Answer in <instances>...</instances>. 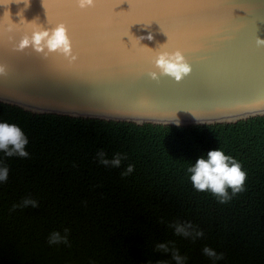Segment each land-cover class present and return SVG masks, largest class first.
Returning a JSON list of instances; mask_svg holds the SVG:
<instances>
[{
  "label": "trees",
  "instance_id": "16d2710c",
  "mask_svg": "<svg viewBox=\"0 0 264 264\" xmlns=\"http://www.w3.org/2000/svg\"><path fill=\"white\" fill-rule=\"evenodd\" d=\"M26 136V157L0 150V264H264V116L189 126L42 114L0 101V123ZM11 147V146H10ZM238 162L247 179L224 201L199 192L189 168L210 151ZM120 154V167L104 166ZM129 165L132 173L124 176ZM39 207L25 208V199ZM15 205H21L14 210ZM191 223L199 239L169 225ZM68 244H49L53 232ZM207 246L223 259L205 256Z\"/></svg>",
  "mask_w": 264,
  "mask_h": 264
},
{
  "label": "water",
  "instance_id": "95a60500",
  "mask_svg": "<svg viewBox=\"0 0 264 264\" xmlns=\"http://www.w3.org/2000/svg\"><path fill=\"white\" fill-rule=\"evenodd\" d=\"M61 23L75 60L18 50L25 35ZM257 38L264 39V0H95L87 9L76 0H0V101L140 125L264 116V46ZM176 50L191 73L179 83L153 80L157 53Z\"/></svg>",
  "mask_w": 264,
  "mask_h": 264
},
{
  "label": "clouds",
  "instance_id": "9594fccd",
  "mask_svg": "<svg viewBox=\"0 0 264 264\" xmlns=\"http://www.w3.org/2000/svg\"><path fill=\"white\" fill-rule=\"evenodd\" d=\"M77 5L81 9H87L95 5V0H76ZM11 30V29H9ZM144 39V38H141ZM148 40L153 37L148 35ZM257 45L264 46V39L257 38ZM164 46V45H162ZM161 46V47H162ZM31 47L33 51L41 54L60 53L70 60H75L73 55L72 43L68 35L67 27L64 24H58L54 28L35 30L31 36L25 35L18 44V50L23 51ZM155 68L158 71L149 73L153 80H158L160 76H167L173 78L177 83L182 82L183 79L192 71L191 66L186 61L185 55L182 51L176 50L160 51L157 53L154 60ZM4 72V68L0 66V73ZM28 140L23 131L14 124L6 122L0 123V150H5L8 157L19 155L26 157L28 153L25 148ZM11 146V147H10ZM100 163L104 166L120 167L123 157L116 154L113 159L104 158L105 153H98ZM134 167L129 165L122 175L126 176L132 173ZM191 173L190 180L193 187L199 192L210 191L212 194L224 201L227 196V189L231 188L233 192L242 190L247 176L242 170L241 165L233 158L226 156L221 150L210 151L207 154V159L200 158L195 165L188 170ZM9 169L7 167L0 168V181H5L8 178ZM22 206L27 208L29 206L39 207V202L33 199H25ZM21 205H15L14 210ZM174 230L176 236H183L185 238L199 239L203 237L202 231H197L191 223H176L169 225ZM68 230L65 229V235L60 232H53L49 236V244L55 245L59 243L68 244ZM174 242L156 244L157 251L165 253L171 252L176 264H185L187 257L181 256L178 249L170 248L169 244ZM205 256L214 258L216 260L223 259L222 255H218L213 249L205 246L202 249Z\"/></svg>",
  "mask_w": 264,
  "mask_h": 264
}]
</instances>
